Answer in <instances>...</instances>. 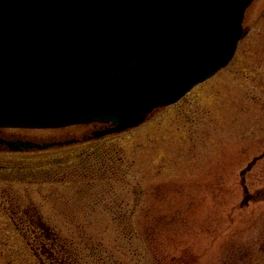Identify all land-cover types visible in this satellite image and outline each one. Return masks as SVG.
Masks as SVG:
<instances>
[{"label": "rangeland", "instance_id": "obj_1", "mask_svg": "<svg viewBox=\"0 0 264 264\" xmlns=\"http://www.w3.org/2000/svg\"><path fill=\"white\" fill-rule=\"evenodd\" d=\"M243 29L226 68L136 128L98 139L92 124L0 129L78 141L19 153L0 144V163L54 161L28 181L0 176V264H264V0Z\"/></svg>", "mask_w": 264, "mask_h": 264}, {"label": "water", "instance_id": "obj_2", "mask_svg": "<svg viewBox=\"0 0 264 264\" xmlns=\"http://www.w3.org/2000/svg\"><path fill=\"white\" fill-rule=\"evenodd\" d=\"M253 1L0 0V128L138 127L228 66Z\"/></svg>", "mask_w": 264, "mask_h": 264}, {"label": "trees", "instance_id": "obj_3", "mask_svg": "<svg viewBox=\"0 0 264 264\" xmlns=\"http://www.w3.org/2000/svg\"><path fill=\"white\" fill-rule=\"evenodd\" d=\"M88 154V153H87ZM84 155H86V153L82 154V155H79L77 157V162L79 163H82L83 165L82 166H78V169H82L84 171V174L85 172L88 170V167H92V166H88V165H91L92 163L91 162H84L83 163V159L82 157H84ZM89 155V154H88ZM89 157V156H88ZM95 159H98L100 161H97L99 164H100V169L96 170L97 172V176L100 177L101 179H106V171L107 169L104 168V165L106 163L105 160L102 159V157H97V156H94ZM88 159V158H87ZM54 161H50L47 165H44V167H38L37 169H33V170H30L32 168H30L27 164H23L22 166H16V165H11V164H5V163H0V176L1 177H4V176H8L9 177H13V176H19L21 179H24V181H28L30 179H32V177L28 178V176H32L30 174H35L36 172H39V171H45V172H51L50 170L53 169V164ZM65 163L66 161L65 160H61V161H57L55 160V165L57 167H64L65 166ZM34 171V172H33ZM47 179V178H46ZM47 181H50V179H47ZM95 254V253H94ZM67 257V256H66ZM74 260V261H80L79 257H80V254L79 252L77 253L76 256L73 257L72 256H68V259L71 260V258Z\"/></svg>", "mask_w": 264, "mask_h": 264}, {"label": "flooded vegetation", "instance_id": "obj_4", "mask_svg": "<svg viewBox=\"0 0 264 264\" xmlns=\"http://www.w3.org/2000/svg\"><path fill=\"white\" fill-rule=\"evenodd\" d=\"M90 126L95 128V129H101L104 127L103 125H99V124H92ZM0 132H1V130H0ZM0 137H5V136H2V134H0Z\"/></svg>", "mask_w": 264, "mask_h": 264}]
</instances>
